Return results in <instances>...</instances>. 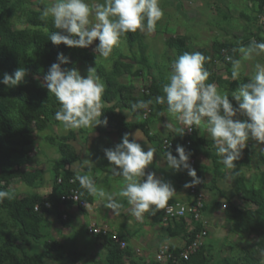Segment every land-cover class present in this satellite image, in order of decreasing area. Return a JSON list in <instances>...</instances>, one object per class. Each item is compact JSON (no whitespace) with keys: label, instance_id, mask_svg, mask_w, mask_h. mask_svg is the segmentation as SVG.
<instances>
[{"label":"rangeland","instance_id":"374dc122","mask_svg":"<svg viewBox=\"0 0 264 264\" xmlns=\"http://www.w3.org/2000/svg\"><path fill=\"white\" fill-rule=\"evenodd\" d=\"M2 1L5 7L4 14L7 15L12 31H24L30 35L44 34L45 26L55 31L50 18L41 19L42 10L50 6L52 0ZM92 2L93 0H89V3ZM160 7L164 14L157 22L155 31L152 33L138 31V36L132 46H128L122 38L120 46L114 49L108 60H101L98 54L94 53L98 41H94L93 45L87 49H69L63 45L71 51L72 68L78 69L80 74L86 77L87 69L96 66V74L103 81L106 76L110 75L115 64L121 65V69L128 67L129 74H122L117 78V84L130 88L132 95L139 98L147 95L152 85H155L164 95L162 88L167 83V76L171 70L170 65L176 59L175 52L166 46V41L169 39L183 38L188 52L199 51L207 55L206 69L213 78V81L207 83H215L221 92L231 93L236 90L238 82L249 80L252 77L256 63L264 64V55L244 61L239 81H233L231 63L225 59L230 54L238 59L239 53L233 52V49L240 45L247 46L253 39L257 42H264V21H262L264 5L259 7L256 0H161ZM32 22H41L42 25H34ZM219 46H226L227 49L220 48L216 52L215 47ZM84 57H89L90 60ZM95 59H97L96 65ZM43 80L44 78L38 79L40 86ZM229 100L236 107V102L232 100L231 95H229ZM107 106L105 104L104 108ZM158 112H164L165 115L157 116ZM119 114L126 123L143 124L147 133L152 131L153 134L149 139L162 156L164 151L170 150L165 148V141L171 144V149L175 140L188 141L187 139L193 134L197 139L206 142V146L203 147L189 143V150H186L191 153L190 157L194 162L191 167L202 175L204 181L198 185L202 205L199 219L195 221L188 214L186 218L181 219L183 231L178 233L176 227L180 226V220L163 221L161 210V216L156 213L151 216V219H146V222L152 223L151 228H155L151 232L157 235L156 239H153V249L151 248L148 257L144 258L142 245L134 243L132 245L125 239L124 249L130 250L129 247H133L138 251H134L130 258H125L124 264H168V260L156 262L158 253L166 249L172 258L177 259V255L181 253L188 241L187 235L194 232L197 227L205 230V237L200 247L212 262L227 258H240L245 250H253L257 237L234 226L228 218L226 208L232 204L240 209H247L250 198L247 190L250 189L260 192L264 198V154L259 151L264 145H257L253 148L256 142L249 140L241 158L234 162L243 177L246 188L245 191H240L234 183L232 170L225 168L219 162L220 158L215 154L213 141L206 132L194 127L190 133L186 130L183 136H176V133L164 127L168 120L174 122L173 118L168 116L165 105H158L156 108L154 105L149 106V109L143 110L138 117H133L127 111H121ZM237 118L242 120L243 116ZM101 130L116 135L113 130L104 129L102 126L93 130L82 128L65 131L54 117L41 132L31 126V145L27 148L29 161L19 168V171L34 174L37 179L29 186L20 180L12 181L7 188V191L14 194L12 200L49 195L54 186L55 175L87 174L89 171L84 169L86 164L78 158L84 152L85 146L90 145ZM60 141H65L72 147L77 156L78 167L72 166L73 164L68 166L60 164L57 150ZM190 149L197 155L192 154ZM212 160L216 163V169ZM172 173V179L169 178V181L174 185L177 195L169 201V206L179 204L189 207L194 198L189 194V189H185L183 185L190 182L191 178L187 175V170ZM103 187L107 191L118 193L122 188V181H114ZM95 201L100 213L112 214L103 203L97 202L96 199ZM86 207L84 210L78 209L79 213L83 214ZM90 226L99 227L93 224ZM102 226L114 233L108 226ZM88 227L87 223L71 220L69 216L67 220L49 216L38 227L40 239L35 243L30 242L29 246L22 247V249L27 255H38L42 264H106L105 242L90 236L87 233ZM133 230L140 231V228L134 227ZM0 233L5 234L8 240L19 237L18 227L5 211H0ZM50 242L61 245L63 257L58 262L50 259L43 248L44 244ZM17 244L21 245L19 242Z\"/></svg>","mask_w":264,"mask_h":264},{"label":"clouds","instance_id":"9594fccd","mask_svg":"<svg viewBox=\"0 0 264 264\" xmlns=\"http://www.w3.org/2000/svg\"><path fill=\"white\" fill-rule=\"evenodd\" d=\"M160 2L52 0L50 6L42 10L41 19L50 18L55 31L49 32L46 26L43 31L48 34V40L53 45H65L69 49H87L94 41H98L94 53L98 54L99 59L108 60L126 34L155 31L157 22L164 14ZM233 52L239 53L238 59L232 56H226L225 59L232 66L231 79L239 81L243 62L264 55V42L253 39L247 46L240 45ZM207 60L199 51L184 52L178 56L170 65L167 83L162 88L164 95L156 96L155 102L165 105L168 116L174 120H168L164 127L176 133V136H183L186 130L191 132L194 127L206 132L213 141L219 162L225 168L234 170V162L241 158L249 140L256 142L253 148L264 145V64L256 63L252 77L247 82H238L236 90L229 93L219 91L215 83H207L211 75L205 68ZM68 63L69 58L62 52L58 53L57 62L49 67L41 85L59 104L54 119L65 131L82 128L93 130L98 126H106L107 119H100L106 104L103 100L105 84L96 74V66L88 68L86 77H83L76 68L69 70L61 67ZM26 75L24 68H18L12 75L5 73L0 84L15 88L24 81ZM229 95L236 102V107L230 102ZM151 104L152 100H141L130 107L136 112L138 109H149ZM164 115V112L157 113V116ZM238 116L245 119L241 120ZM137 141L146 144L139 129L132 134L131 140L130 134L125 133L113 148L103 150L104 158L109 162L110 175L121 178L123 187L118 193L97 185L90 174L93 164L88 160L84 163L89 166V172L77 174L73 182L78 181L88 195L103 203L115 216H120L123 208L122 200L117 197L126 198L127 204L131 206V215L143 222L145 214L154 216L160 210L173 211L169 201L177 193L170 181L158 178L154 172L145 171L152 165L157 150L148 146L145 151ZM166 148H171L170 143L166 142ZM259 151L264 154V147ZM175 152L174 156L171 150L164 151L163 160L173 172L187 170L191 180L183 187L189 189L204 183L189 163L191 153L179 144ZM72 166L78 167L76 162ZM13 196L9 191H0V202ZM36 210L39 211V205H36ZM184 211L181 207L179 214Z\"/></svg>","mask_w":264,"mask_h":264},{"label":"trees","instance_id":"16d2710c","mask_svg":"<svg viewBox=\"0 0 264 264\" xmlns=\"http://www.w3.org/2000/svg\"><path fill=\"white\" fill-rule=\"evenodd\" d=\"M256 2H258L259 7L264 5L263 0H256ZM0 13V80H2L5 73L12 75L21 67L27 73L24 81L15 88H8L0 84V191H7L9 184L14 180H20L29 186L37 179L34 174L19 171V168L29 161L27 148L31 145L32 139L30 128L34 126L36 131H43L54 117L56 108L59 107L58 102L54 96L48 93L47 88L44 89L39 85L38 79L44 78L49 67L57 62L58 53L62 52L69 60L72 54L63 45H53L48 40V34L46 33L30 35L24 31H12L8 24L7 15L4 14L5 7L2 0H0ZM32 23L42 25L41 22ZM51 31L54 30L50 29L49 32ZM137 36L138 31L126 34L124 39L127 45L132 46ZM166 46L175 52L176 58L184 52H188L183 38L169 39L166 41ZM220 48L227 49L226 46H219L215 47V51L218 52ZM203 55L207 57L206 54ZM230 56L233 57L232 54ZM84 59L90 60L89 57H84ZM207 65L208 60L205 63V68ZM61 67L72 69L71 61L68 64L61 65ZM128 70V67L121 69V65L115 64L110 75L103 80L105 84L103 100L108 106L103 109L104 112L100 117L101 120L107 119V125H102V127L113 130L119 139L133 129H139L146 134L143 124H128L119 112L127 111L133 117H138L144 109L133 112L130 107L131 104L141 100H152V104L156 108L159 104L155 102V97L162 95L159 89L152 85L148 89L147 95L139 98L134 97L130 88L117 84V78L122 74L128 75ZM211 81H213V78L210 76L207 82ZM247 81L244 80L243 82ZM6 94L7 98H5ZM152 104L150 106H153ZM187 140L192 145L206 146V142L197 139L195 134ZM185 142L184 140H175L172 149H170L172 154L174 155L178 144L183 146L185 150H189V147L185 146ZM57 150L60 156V164L68 166L72 165L73 162H77L74 150L65 141L58 143ZM190 150L192 154L197 155L195 151ZM212 163L216 169L215 161L212 160ZM196 173L197 177L202 179V175ZM74 177L70 173L55 175L52 192L45 197L31 196L21 200L4 199L3 202H0V211H5L19 229V237L13 240H8L5 234L0 233V264H42L38 255H27L22 247H27L30 242L35 243L40 239L38 227L46 217L61 218L59 212L60 197L66 194L70 188L73 187L78 190L82 201L85 203L90 202L91 196L79 186L78 181L73 185H69V180L74 179ZM232 177L237 189L245 191L243 177L236 167L232 170ZM59 178L61 183L57 184ZM247 192L250 197L247 209H240L229 204L226 212L234 226L257 237L255 248L245 250L240 258H227L212 262L206 256L203 248L200 247L187 261H179L178 264L264 263V198L260 192L251 189ZM81 193L83 194L81 195ZM45 202L50 204L49 210L43 208L42 204ZM36 205H39L38 212L33 210ZM179 220L180 226H177L176 230L181 233L183 223L181 219ZM200 231L201 228L197 227L194 232L189 233L186 245ZM97 238L105 242L106 264H124V259L131 257L129 249L120 250L118 245L112 243L108 238ZM119 238L124 241L123 238ZM43 248L48 257L54 262H58L63 257L61 245L56 242L44 244ZM168 264L172 263L168 262Z\"/></svg>","mask_w":264,"mask_h":264},{"label":"crops","instance_id":"0c3cea01","mask_svg":"<svg viewBox=\"0 0 264 264\" xmlns=\"http://www.w3.org/2000/svg\"><path fill=\"white\" fill-rule=\"evenodd\" d=\"M135 131L136 130L128 132L130 134V140L132 138V134H134ZM142 133L145 138L146 144L143 141L137 142L141 144L145 151H147L148 146L156 149V147H154L155 145L153 144V142H151L149 139V137H151L153 134L152 131H149L148 133L146 132V134L144 132ZM120 141L121 139H118L116 135L109 134L108 132L101 130L96 134L95 140L93 139L90 145L85 146L84 152L78 158L82 163L85 160H88L90 163L93 164L91 165L90 174L98 186H107L114 181H121V178L113 177L110 175L109 162L104 158L103 151L107 148H113ZM156 150L157 153L154 154L152 165H150L145 171L154 172L158 178H162L165 181H169L170 179H172L171 176L173 174V171L167 168L166 162L163 160L161 152L158 151V149ZM84 169H86V171H89V166L86 164L84 166ZM95 199L96 198L91 196L90 202L87 203L86 210L83 214L79 213L78 208L72 205L59 207V212L61 213V215L66 216V220L69 216L71 220L87 223L88 226L92 224L99 227L102 225L108 226L114 233L118 234L121 238H123V240L126 239L132 245L133 243L142 245L144 248L143 256L144 258H147L149 252L151 251V248L153 249V239H156L157 236L154 234V232H151V230L155 229L151 228L152 223H150V221L146 222V219H151V216L145 214V219L143 222L137 221L131 215V206L127 204L126 198H120L123 203V208L121 209L120 216H115L110 213L106 214L104 212L100 213L98 205L95 204ZM160 211H158L157 214L161 216ZM134 227H139L140 231L133 230ZM129 248L131 255L134 251H138V249H134L133 247Z\"/></svg>","mask_w":264,"mask_h":264},{"label":"built area","instance_id":"2783aa9c","mask_svg":"<svg viewBox=\"0 0 264 264\" xmlns=\"http://www.w3.org/2000/svg\"><path fill=\"white\" fill-rule=\"evenodd\" d=\"M262 21H264V17H263ZM222 54H223V51H222ZM188 133H190V132L188 131ZM166 142L167 141L164 142L165 148H166ZM167 143H169V142H167ZM185 146L189 147L188 141L185 142ZM189 163H190V165H193V163H194L193 160L191 159V157H190ZM73 180L74 179L69 180V185L74 184ZM60 183H61V179L59 178L57 180V184H60ZM189 194L191 195V197L194 198V200L192 201V204L189 207L186 205H179V204L171 205V207L173 209V211H171V212H168L166 209L162 210L163 221H173V220L184 219V218H186V216L188 214H190L195 221H197L199 219V213L201 211L202 205H201V196L198 194V185L193 187V188H189ZM66 205H72V206L77 207L78 209H84L86 207V203L81 200L78 190H76L73 187L70 188L66 194H64L60 197V206L59 207H64ZM42 206L46 210L50 209V204L47 202L43 203ZM181 207H183L185 209L183 214H179V209ZM33 210H34V212H38L36 210V206L34 207ZM61 219L66 220V216L62 215ZM87 233L93 237L108 238L112 243L118 245L120 250H124V248H125V242L121 241L120 238L118 237V235L111 233L107 227L89 226L87 228ZM204 237H205V230L202 229L199 233H197L195 235L194 239L189 244L185 245L184 249L181 251V253L177 257V259L172 258L168 254L167 250L163 249L162 251H160L158 253L155 260H156V262H162L164 260H168L172 264H178L179 261H187L188 258L192 254H194L198 250V248L201 246V242H202Z\"/></svg>","mask_w":264,"mask_h":264}]
</instances>
